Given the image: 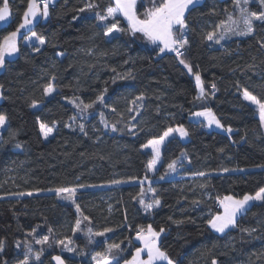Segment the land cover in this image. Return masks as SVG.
Here are the masks:
<instances>
[{"label":"trees","instance_id":"1","mask_svg":"<svg viewBox=\"0 0 264 264\" xmlns=\"http://www.w3.org/2000/svg\"><path fill=\"white\" fill-rule=\"evenodd\" d=\"M88 2H54L48 19L41 17L32 28L48 41L41 52L22 44L29 32L18 42L20 51L6 69H0V113L7 116L0 134V238L6 239L0 259L15 264L23 258L24 249H16V241L40 250L27 235L35 228L37 239L49 236L53 245L42 252V264H55L56 256L64 264H94L95 252L114 243L121 246L114 257L123 264L140 247L133 241L138 228L151 225L157 231L165 229L159 244L175 264H212L214 258L218 264H264V203L250 206L225 234L212 232L207 224L220 212L217 198H240L264 187V167H258L264 165V130L256 109L242 99L243 88L264 99V49L258 43L264 40V24L256 22L254 35L229 34L216 44L205 34L229 15L239 17L234 0H204L186 13L191 47L184 58L199 71L209 92L212 83L217 87L214 96L195 100L193 78L175 54L158 55L157 48L127 31L120 18L125 31L114 38L105 36L95 12L113 2L92 0L99 9L80 12ZM8 3L13 20L0 30V40L18 27L27 8V0ZM248 8L264 10L259 0L250 1ZM145 9L143 2L138 8L141 17ZM53 75L57 91L47 97L44 88ZM105 89L107 107L97 104L81 113L70 103L95 101ZM141 94L143 101L133 104ZM33 101L37 108L30 107ZM204 108H211L232 133L208 131L189 121L192 113ZM37 117L55 128L50 139L42 138ZM178 125L188 130V140L171 139L162 150L158 170L149 176L147 163L152 157L141 145ZM173 160L176 171L170 172ZM198 172L207 175H195ZM141 181L146 183L134 185ZM58 187H76L82 191L80 199L61 200L49 191ZM150 189L161 203L145 211L139 200L143 190V199L151 202ZM30 191L32 196L12 195ZM16 198H23L25 205L14 203ZM77 204L83 215L77 213ZM5 209L9 210L3 214ZM77 219L91 221L93 233L112 231L88 247L87 238L73 231ZM56 240L71 241L76 251H60ZM83 250L88 251L86 257L79 255Z\"/></svg>","mask_w":264,"mask_h":264},{"label":"snow or ice","instance_id":"2","mask_svg":"<svg viewBox=\"0 0 264 264\" xmlns=\"http://www.w3.org/2000/svg\"><path fill=\"white\" fill-rule=\"evenodd\" d=\"M54 2L55 0H27V8L23 12L22 22L14 31L4 35L3 39L0 40V69H6L7 64L10 63V61L7 60V57L14 56L20 51L18 47V36L22 29H27L31 32V36L28 37V40L35 41V43L30 45L33 48V51L36 53L41 52L42 47L45 46L48 41L43 35H40L36 31L32 30V25L38 18L43 17L44 19H47L50 16L49 7L50 4H53ZM137 3L138 0H113L111 5L101 11H96L95 19L99 21L100 25L104 28L103 34L107 37L114 38L116 33L124 32L125 30L120 27L119 17L122 16L128 23L127 31H129L133 36L140 34L143 39H146L148 42L156 45L158 55H166L168 53L175 54V58L178 60V63L194 77L195 86L198 89V94L194 98L195 100L205 99L209 95L214 96L217 91L216 84L212 83L210 85L211 92H209L205 87L199 71H194L193 65L184 58L187 51L191 47L188 37V33L191 29L186 22V13L191 12L198 5H200L201 0H152V6L145 9L142 17L138 14ZM248 4L249 0H234V6L239 11V17L234 18L232 15H229L226 21H221V23L216 25L212 31L206 33L204 38L207 41L220 44V42L229 34L239 36L254 35L256 22L264 24V10L250 11ZM259 4L262 8H264V0H259ZM99 7V4L89 0L85 7L79 9V11L84 12L85 10L99 9ZM10 15L11 12L8 0H3L2 6H0V22L8 23ZM74 19H76V17H74ZM258 43L260 44V47L264 49V40L258 41ZM60 55L63 54L61 53ZM55 80L56 77L53 75L49 83L44 88L45 96H52L53 93H56L57 89L54 84ZM113 82H115V80ZM0 88H3V85H0ZM237 88L239 91L240 86L237 85ZM106 92L107 89L98 95L95 101L89 103H84L83 101H79L77 103L76 100H70V103H74L81 113L87 112L89 109L94 108L97 104L107 107L104 94ZM242 98L244 101H248L251 105L256 106L259 113L260 126L264 127V99L258 98L247 88H243ZM143 99L144 96L141 94L136 97L132 103L135 104L137 101H143ZM30 107L37 108V102L33 101ZM112 111H115V109L113 108ZM100 115L103 117V113ZM192 115L197 118L203 117L204 121L199 122L208 128L215 125L216 128L224 129L227 133H232L233 131L230 126L225 127V125L221 123V120L216 116L211 108H204V110L194 112ZM133 119H135V117H133ZM205 121L206 123H204ZM37 122L40 133L45 139H47L53 133L54 127L41 121L39 117H37ZM6 123L7 116L0 113V128L6 126ZM66 126L70 127L71 125ZM107 126V123H105V127ZM79 127L81 132L85 131V126L83 124ZM112 130L116 131L115 125L112 126ZM174 133H178L180 137L189 136L188 130L183 125H178L176 127L170 126L163 131L162 135L150 138L145 144L141 145L143 149L151 150L152 159L147 163V169L149 171L155 170L161 157V145H163L168 138L172 137ZM85 135H87L86 132ZM17 147H19V145H17ZM220 151L223 152L224 149L222 148ZM176 165L177 161L173 160L168 164V170L170 172H175ZM258 167H264V165H259ZM223 171L228 172L230 170L225 168ZM240 171H243V169H240ZM195 175L206 176L207 173L198 172ZM164 178V176H160L161 180ZM145 179H147V177H145ZM112 183H121V181H112ZM79 187L84 186L80 185ZM150 190L153 191V199L151 202H145L143 199V190L139 200V203L144 207L145 211H150L154 207L160 206L161 203L160 199L156 197L155 191L152 189ZM49 191H54L61 199L71 200L75 203L74 198L77 192L76 187H58ZM36 192L38 193L39 190H36ZM12 195L32 196L33 192L13 193ZM217 199L220 207L223 208V212H218L217 214L212 215L207 221V224L209 228L214 230L216 233L225 234L227 230L237 226L238 218L246 214L254 202L264 203V187L259 188V190H257L254 194L246 193L240 198L227 195L223 198ZM76 211L80 215H83L78 204L76 205ZM83 219L88 220L89 218L84 216ZM169 219H171V217H169ZM81 223V219H77L75 221L73 228L74 232L81 228ZM89 223H91V221H89ZM175 223L180 222L176 221ZM52 231L53 230L49 228V232L51 233ZM110 231H112V229H105L104 232H96L94 235L103 236L105 232ZM241 231L247 232L249 230L241 229ZM88 232L90 235L93 234L91 228L88 229ZM164 232L165 229L163 227L157 231L151 225H148L147 229L142 227L138 228L136 231V239L141 241L142 247L136 248L135 254L132 255V258L130 260L125 259L123 264H161V262H166V264H175V262L168 256L167 252L162 250L160 247L159 240L161 234ZM35 233V228H33L31 232L27 233L28 236H32L35 244H49V236H43L42 238L37 239L35 237ZM55 243L63 245L68 251H74L73 248L68 246L71 241H67L66 243L65 240H56ZM15 248L24 249L23 258L16 260L15 264H32V261L41 262L43 248L38 251H34L32 244L27 241H16ZM120 248V244L114 243L109 245L106 251L110 254L114 249L120 250ZM5 250L6 239L0 238V254L5 253ZM144 253H146V258L142 256ZM53 259L57 261V264H64V261L60 256H56ZM93 259L96 260L97 264H120V259L118 257H112L110 260L108 255L101 252H97L96 255L93 256ZM0 264H9V262L7 260L0 259ZM212 264H218L215 258L212 260Z\"/></svg>","mask_w":264,"mask_h":264},{"label":"rangeland","instance_id":"3","mask_svg":"<svg viewBox=\"0 0 264 264\" xmlns=\"http://www.w3.org/2000/svg\"><path fill=\"white\" fill-rule=\"evenodd\" d=\"M57 0H55V2H56ZM113 1V0H112ZM203 0H201V2H202ZM250 1H252V0H249V2ZM48 19V18H47ZM47 19H44L43 18V21L45 22ZM125 20V19H124ZM125 22L127 23V21L125 20ZM128 24V23H127ZM29 36H31V34L30 35H28L23 41H22V44L24 45V46H28V47H31L30 45L31 44H33V43H35V41H29L28 40V37ZM32 48V47H31ZM16 56V54L14 55V56H11V57H7V60H11V59H13L14 57ZM192 76V75H191ZM192 78H193V81H194V83H195V80H194V77L192 76ZM196 90H197V94H198V89L196 88ZM47 97H50V96H47ZM243 99V98H242ZM248 105H250L251 107H253V108H255L256 109V106L255 105H251L248 101H245ZM256 112H257V117L259 118V113H258V110L256 109ZM189 121L190 122H193V123H200L199 121H204V118L203 117H200V118H197V117H194L193 115H190L189 116ZM204 123H206V121L204 122ZM200 124H202V123H200ZM203 126H204V124H202ZM5 127V126H4ZM4 127H2V128H0V134H1V132H2V130L4 129ZM205 127V129L206 130H208V131H217V132H220V133H225V134H230V133H227V132H225L224 131V129H218V128H216L215 127V125H213L211 128H208V127H206V126H204ZM262 129L264 130V127H262ZM54 131H55V128H54ZM54 131H53V133L47 138V139H45L44 137H43V135H42V138L44 139V140H48V139H50L52 136H53V134H54ZM173 138H177V139H179L181 142H186L187 140H188V136L187 137H180L179 136V134L178 133H174L173 135H172V137H170V138H168L165 142H164V144L163 145H161V155H162V150H163V148L165 147V145L171 140V139H173ZM144 151H147V152H149L150 154H151V150L150 149H144ZM151 157H152V154H151ZM161 160H162V158L160 157V161L157 163V165H156V168H155V170L154 171H149L148 170V175L150 176L151 174H155V172L158 170V168H159V166H160V164H161ZM146 182V181H145ZM81 194H82V191L81 190H77V192H76V195H75V201H78L79 199H80V196H81ZM223 198V197H222ZM61 199V198H60ZM61 200H63V199H61ZM67 201H71V200H67ZM17 202H21L23 205H25V200L23 199V198H16V201L14 202V203H17ZM257 203H260V202H254L253 204H257ZM252 204V205H253ZM251 205V206H252ZM218 207H219V210H220V212H223V208H221L220 207V205H219V203H218ZM8 210L9 209H5L4 211H3V214H6L7 212H8ZM217 214V213H216ZM82 221V223H81V228L79 229V230H77L76 231V235L77 236H82V237H84V238H87V245H88V247H90V246H93L96 242H97V240H98V236H96V235H94V233L93 234H89V232H88V229L90 228V225H89V222L88 221H83V220H81ZM233 229V228H232ZM231 230V229H230ZM212 232H214V233H216L214 230H211ZM227 231H229V230H227ZM226 231V232H227ZM216 234H219V235H222L221 233H216ZM162 235V234H161ZM43 237V236H42ZM41 237V238H42ZM40 239V238H39ZM133 241L136 243V244H138V245H140V247H142V243H141V241H139V240H137L136 239V236H135V238L133 239ZM35 243V242H34ZM67 243V242H66ZM37 246H39L40 247V249L41 248H43V251H45V250H51L52 248H53V245H52V243H51V241L49 240V244H45V245H39V244H36ZM58 245V247L60 246L61 248H60V251H63V252H65V253H69V254H73V252H75L76 251V247L73 245L72 246V243H70L68 246L69 247H71V248H73L74 249V251H68L63 245H59V244H57ZM110 244H106V246L108 247ZM89 249V248H88ZM87 249V250H88ZM85 251V250H83L79 255L81 256V257H86L87 255V252L88 251ZM103 250V249H102ZM116 249H114L110 254L109 253H107V251H106V249L104 248V251H101V253H105L106 255H108V258L109 257H113L114 256V254H116ZM135 254V252L133 253V255ZM96 254H94L93 256H95ZM93 256H92V258L91 259H93ZM142 256L144 257V258H146V253H144V254H142ZM62 259V258H61ZM63 260V259H62ZM54 262H55V264H57V261L54 259ZM161 263H166V262H161ZM94 264H97V262H96V260H94Z\"/></svg>","mask_w":264,"mask_h":264},{"label":"crops","instance_id":"4","mask_svg":"<svg viewBox=\"0 0 264 264\" xmlns=\"http://www.w3.org/2000/svg\"><path fill=\"white\" fill-rule=\"evenodd\" d=\"M204 1V0H203ZM202 1V2H203ZM113 2V1H112ZM143 2H145V5H146V8H149V7H151L152 6V0H138V3H137V10H138V8H139V6L143 3ZM201 2V3H202ZM200 3V4H201ZM53 5H54V3H53ZM52 5V6H53ZM52 6H50V7H52ZM120 19H122L124 22H125V20H124V18L121 16V17H119ZM126 23V22H125ZM127 24V23H126ZM128 25V24H127ZM137 35H139V36H141L140 34H137ZM144 41V43H145V45H147L148 47H155V48H157L156 47V45H154V44H152V43H150V42H148L146 39H143ZM174 54V53H173ZM144 150V149H143ZM147 152V151H146ZM154 174H151L150 176H153ZM142 182V181H141ZM141 182H139V183H135L134 185L135 186H140V184H143V183H146L145 181H143L142 183ZM136 195H137V192L135 193ZM95 254H96V252H95ZM114 257V256H113ZM109 259L111 260L112 259V257H109Z\"/></svg>","mask_w":264,"mask_h":264},{"label":"water","instance_id":"5","mask_svg":"<svg viewBox=\"0 0 264 264\" xmlns=\"http://www.w3.org/2000/svg\"><path fill=\"white\" fill-rule=\"evenodd\" d=\"M10 12H11V9H10ZM40 19H41V17L38 18L37 21L34 22V24L32 25V28L35 26V24H36ZM12 20H13V19H12V12H11V15H10V17H9V22H8V23L0 22V30H4V29L8 28V27L11 25ZM29 32H30V31H28L27 29H22V30H21V33H20L19 36H18V42L21 41V40L24 38V36H25L26 34H28Z\"/></svg>","mask_w":264,"mask_h":264},{"label":"built area","instance_id":"6","mask_svg":"<svg viewBox=\"0 0 264 264\" xmlns=\"http://www.w3.org/2000/svg\"><path fill=\"white\" fill-rule=\"evenodd\" d=\"M53 4H50V6H52Z\"/></svg>","mask_w":264,"mask_h":264}]
</instances>
